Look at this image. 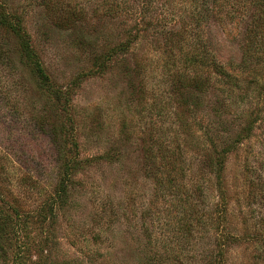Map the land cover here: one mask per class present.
<instances>
[{"label":"rangeland","instance_id":"rangeland-1","mask_svg":"<svg viewBox=\"0 0 264 264\" xmlns=\"http://www.w3.org/2000/svg\"><path fill=\"white\" fill-rule=\"evenodd\" d=\"M74 5L84 10L68 23ZM3 9L22 18L66 103L46 97L18 38L0 29V225L27 224L1 232L0 264H15L12 243L23 242L36 264H264L254 0H0Z\"/></svg>","mask_w":264,"mask_h":264},{"label":"trees","instance_id":"trees-1","mask_svg":"<svg viewBox=\"0 0 264 264\" xmlns=\"http://www.w3.org/2000/svg\"><path fill=\"white\" fill-rule=\"evenodd\" d=\"M254 3L257 7V9H256L257 15L255 17L256 23L258 24V26L264 25V0H254ZM110 9L114 10L113 7ZM83 10L84 9L79 7L78 5H74L73 11H71L72 13H70V15H69V16H71L70 20H67V22L68 23L72 22L71 19H73V22H74L75 18L79 17L80 13ZM0 29H3L5 31H9V32L11 31L12 34L18 38L21 60H23L26 63L27 67L30 69L31 73L36 78L37 86L46 95V97L51 100L52 103H55L57 106L62 107L64 105V103H66V101L64 99L65 95L63 94L64 90L57 88L56 85L52 82V79L49 76V74L47 73V70L44 67L42 61L40 60L39 55L37 54V52L35 51V49L33 48L32 44H31L29 35L24 28L22 18L20 16L18 17L17 15H14L11 13L9 14V12H7L5 9L0 10ZM246 53H247V50H246ZM203 60H204V62H202ZM197 61L199 63L204 64L206 62V59H203V55H199V58L197 59ZM211 64H212V67L215 68V70H217L218 72H222V73L224 72L222 67H219L215 63V61H211ZM62 109H63V107H62ZM63 110H65V109H63ZM62 124L65 126L64 123H62ZM53 127H54V130L57 131V133L60 130V128L61 129L63 128L62 126H56V125ZM61 131H63V129ZM69 151L67 150L65 152L66 158L64 159V161L62 162V165H61L63 173H66L68 171L67 167H69V162L67 161V155H71ZM65 176H67V175H65ZM65 188H62L59 191L58 194L60 195V197L62 196V194L67 192ZM0 199H1V197H0ZM3 208L4 207L0 205V213L2 214V219H3V217H5V219H8V217L3 216V215H5V214H3V212H7V210H3ZM51 210L53 211L52 206H51ZM1 222L2 223H8L7 221H1ZM23 223L21 222L19 224H17V223L11 224L10 227H5L3 225H0V234L4 230H7V232H9V235L11 234L10 232H13L14 234H17V233L19 234V230H24V225H25V227L27 225L25 221ZM6 235L7 234H5L4 236H6ZM13 244H14L15 248L17 249V254L15 257L18 258V259H16L15 264H36V263L30 262V260H31L30 257L28 259V256L31 253V246L28 242H23L22 244L21 243H12V246H13ZM46 250H47V248L44 247V251H46ZM41 252H42V249H41ZM27 259L29 261H26ZM41 264H45V262L43 261V262H41ZM147 264H150V263H147Z\"/></svg>","mask_w":264,"mask_h":264}]
</instances>
